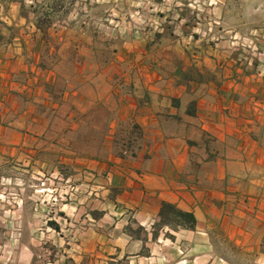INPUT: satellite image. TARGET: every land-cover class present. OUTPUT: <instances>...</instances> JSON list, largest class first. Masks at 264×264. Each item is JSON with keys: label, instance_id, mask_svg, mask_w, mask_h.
Masks as SVG:
<instances>
[{"label": "rangeland", "instance_id": "obj_1", "mask_svg": "<svg viewBox=\"0 0 264 264\" xmlns=\"http://www.w3.org/2000/svg\"><path fill=\"white\" fill-rule=\"evenodd\" d=\"M21 43L81 49L83 75L162 65L205 80L264 79V0H0V47ZM92 119L98 129L84 119L23 159L0 160V264H264L244 237L184 231L171 212L149 235L119 201L111 165L98 175L83 163L131 156L138 133L123 124L111 144L107 116Z\"/></svg>", "mask_w": 264, "mask_h": 264}, {"label": "crops", "instance_id": "obj_2", "mask_svg": "<svg viewBox=\"0 0 264 264\" xmlns=\"http://www.w3.org/2000/svg\"><path fill=\"white\" fill-rule=\"evenodd\" d=\"M116 66L83 75L81 49L0 47V160L23 159L84 119L98 129L92 118L107 116L111 144L123 124L138 133L132 155L83 163L98 175L111 165L119 201L149 235L170 204L194 215L184 231L237 245L233 238L244 237L249 252L264 251V79L205 80L162 65L132 77ZM94 142L105 148L103 138Z\"/></svg>", "mask_w": 264, "mask_h": 264}, {"label": "trees", "instance_id": "obj_3", "mask_svg": "<svg viewBox=\"0 0 264 264\" xmlns=\"http://www.w3.org/2000/svg\"><path fill=\"white\" fill-rule=\"evenodd\" d=\"M171 212L179 219V225L188 228H194L196 224L195 217L192 213L183 212L181 210L176 209L174 206L170 204H163V210L161 212V216L164 220L168 219V213Z\"/></svg>", "mask_w": 264, "mask_h": 264}]
</instances>
